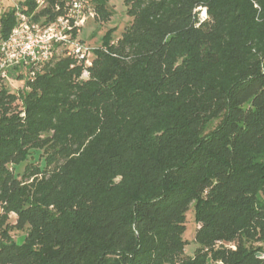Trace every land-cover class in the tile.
<instances>
[{
	"label": "trees",
	"instance_id": "1",
	"mask_svg": "<svg viewBox=\"0 0 264 264\" xmlns=\"http://www.w3.org/2000/svg\"><path fill=\"white\" fill-rule=\"evenodd\" d=\"M124 5L90 65L59 51L33 79L10 71L21 93L0 78V264H264V0ZM19 7L42 25L68 11ZM15 25L12 7L0 42Z\"/></svg>",
	"mask_w": 264,
	"mask_h": 264
},
{
	"label": "built area",
	"instance_id": "2",
	"mask_svg": "<svg viewBox=\"0 0 264 264\" xmlns=\"http://www.w3.org/2000/svg\"><path fill=\"white\" fill-rule=\"evenodd\" d=\"M68 11L47 25L16 9V25L7 39L0 42V78L9 82L10 71L27 69L33 79L36 72L59 51L90 65L93 52L80 40L81 30L96 18L90 0H65ZM40 7L44 1H38ZM85 75H87L85 73Z\"/></svg>",
	"mask_w": 264,
	"mask_h": 264
},
{
	"label": "rangeland",
	"instance_id": "3",
	"mask_svg": "<svg viewBox=\"0 0 264 264\" xmlns=\"http://www.w3.org/2000/svg\"><path fill=\"white\" fill-rule=\"evenodd\" d=\"M26 0H0V17L5 14L13 6H21ZM109 7L113 12L111 21L105 24H100L95 20H89L86 26L81 30L80 40L85 42L87 46L94 52V49L101 46L102 41L108 33L111 34L113 41H116L124 29L130 24V17L127 15V10L124 5V0H109ZM94 55V53H92ZM25 74V78L28 76V71L26 69L21 70ZM8 84L13 92L21 93L24 89L25 79L17 80L10 76ZM217 123L213 125L216 126ZM24 171V165H22L18 172L22 174ZM186 232L184 234V239L187 241L185 247V255L194 256L196 249L198 248L195 242V233L197 229V223L195 219L194 205L191 206L186 214ZM12 221H15V216L11 217ZM12 238L18 242L22 243L24 241L25 233L12 232Z\"/></svg>",
	"mask_w": 264,
	"mask_h": 264
}]
</instances>
